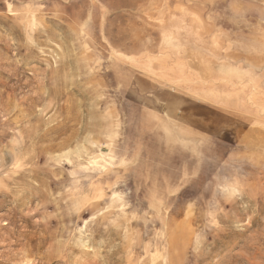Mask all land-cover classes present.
Returning a JSON list of instances; mask_svg holds the SVG:
<instances>
[{
  "label": "rangeland",
  "instance_id": "obj_1",
  "mask_svg": "<svg viewBox=\"0 0 264 264\" xmlns=\"http://www.w3.org/2000/svg\"><path fill=\"white\" fill-rule=\"evenodd\" d=\"M0 264H264V0H0Z\"/></svg>",
  "mask_w": 264,
  "mask_h": 264
},
{
  "label": "bare ground",
  "instance_id": "obj_2",
  "mask_svg": "<svg viewBox=\"0 0 264 264\" xmlns=\"http://www.w3.org/2000/svg\"><path fill=\"white\" fill-rule=\"evenodd\" d=\"M242 134H244V133H242ZM257 137H258V136H257ZM184 229H185V228H184ZM184 229L182 228V229L179 230L178 233H175V234H174L175 237L173 236L174 239H176L177 236H179L180 234H182ZM187 229H188V228H187ZM184 231H186V230H184ZM187 232H188V231H187ZM187 232H186V233H187ZM186 233H185V234H186ZM182 235H183V234H182ZM179 238H181V237H179ZM185 239H186V237H185ZM179 240H180V239H179ZM176 241H177V240H176ZM181 241H182V240H181ZM184 241H185V240H184ZM184 241H183V242H184ZM177 242H178V241H177ZM178 243H179V242H178ZM174 244H175V243H174Z\"/></svg>",
  "mask_w": 264,
  "mask_h": 264
}]
</instances>
